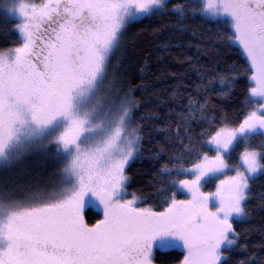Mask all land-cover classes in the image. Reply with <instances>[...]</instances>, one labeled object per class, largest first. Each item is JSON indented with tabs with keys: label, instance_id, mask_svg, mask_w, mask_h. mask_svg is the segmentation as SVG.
<instances>
[{
	"label": "snow or ice",
	"instance_id": "6c2138e0",
	"mask_svg": "<svg viewBox=\"0 0 264 264\" xmlns=\"http://www.w3.org/2000/svg\"><path fill=\"white\" fill-rule=\"evenodd\" d=\"M16 9L22 39L0 49V158L19 159L24 140L47 131L60 167L48 187L0 183V264H251L232 254L247 235L235 224L247 222L250 182L264 174V141L251 140L264 137V0L171 8L166 0H19ZM166 12L180 31L186 19H215L216 62L234 52L244 67L233 61L214 79L231 88L246 78V94L238 122L217 121L205 97H187V115L167 124L153 153L182 161L162 165L161 176L185 178L165 181L149 204L147 195L128 191L130 163L150 151L143 147L148 126L137 123L138 102L109 80V68L134 22ZM102 92H114L118 102L106 103ZM237 149L236 163H228ZM210 181L214 190H202ZM259 197L264 207V193ZM89 205L102 209L92 223Z\"/></svg>",
	"mask_w": 264,
	"mask_h": 264
},
{
	"label": "trees",
	"instance_id": "16d2710c",
	"mask_svg": "<svg viewBox=\"0 0 264 264\" xmlns=\"http://www.w3.org/2000/svg\"><path fill=\"white\" fill-rule=\"evenodd\" d=\"M196 0H167L168 8L175 4L192 3ZM215 19L207 22L198 18H190L184 21L186 30H177V19L171 12L134 22L128 28L121 39L119 49L112 57L109 68V80L115 79L116 88H122L138 102V111L134 118L140 125H147L144 129L145 143L143 147L150 151H143L139 158L130 163L128 174L131 182L129 192H135L137 196L147 195L149 204H156L157 199L153 194L161 187H166L165 181L172 179H184L183 176H161L158 169L162 165L172 167L173 164L182 161H169L166 158L155 159L153 153L158 150L164 141L162 130L168 123L175 127L177 117L187 115L185 109L188 105L187 97L195 100L201 97L207 99L209 115L217 121L226 117L230 122H238L242 104L245 101L246 78H240L231 88L214 79V74L226 75L227 67L233 61L244 65L237 60L235 53L219 57L221 63H217V52L212 44V36L215 33ZM14 20H11L0 11V49L14 46L18 43L17 33L13 29ZM182 44L183 47L177 46ZM167 45V47H166ZM192 58L189 63L187 58ZM227 61V64L223 61ZM203 69V71H197ZM203 78V79H202ZM199 86V88H198ZM121 92V95L123 94ZM106 103H117L119 97L114 92H102ZM201 103L203 101L201 100ZM144 117V119H141ZM207 127V125H204ZM193 134L199 132L196 124L192 125ZM150 133V135H149ZM253 144L264 141V137L254 136ZM237 149L232 153L228 163L235 164ZM166 155H171L166 154ZM23 165L17 168L8 163L0 165V183L8 181L9 186L17 188V185L29 183L37 185L44 180L55 184L60 166L56 153V160L50 162L39 157L31 156ZM190 166L192 156L185 157ZM50 164V165H46ZM27 181V182H26ZM251 183L252 198L247 203L249 216L247 222L236 223L238 232L247 235L240 239L239 244L243 248L233 252L234 260H250L251 264L264 262V207H261L260 193H264V174H257V178ZM215 181H210L203 189L214 190ZM41 187V186H40ZM172 191H175L173 188ZM167 193H159L162 198ZM185 194L177 193V198H184ZM131 198V197H128ZM101 217L100 213L89 207L87 218L90 223ZM174 255L182 259V249H176ZM168 254L158 253V258H167ZM229 264H232L230 261Z\"/></svg>",
	"mask_w": 264,
	"mask_h": 264
},
{
	"label": "rangeland",
	"instance_id": "374dc122",
	"mask_svg": "<svg viewBox=\"0 0 264 264\" xmlns=\"http://www.w3.org/2000/svg\"><path fill=\"white\" fill-rule=\"evenodd\" d=\"M18 2L19 0H0V11H2L3 14L7 16L8 18H10L11 20H14L13 29L17 33V40L20 41L22 39V36L20 32L18 31V29L16 28V25L20 23V19H21L16 9V5ZM16 45L17 44L11 47H15ZM102 96L106 97V95H102ZM50 138L51 137L47 131L45 132L38 131L32 134L30 137L24 140V145L26 146V150L21 152L19 159L13 158L12 160L5 162L3 161L2 158H0V165L3 164L4 162V163H8L12 167L17 168L18 164L23 165V163L28 161V159L32 158L31 156H36V155H39V157H42L43 159H45L46 162H50L51 158L54 156L55 157L53 159L56 160V153L58 152V147L55 143H49ZM46 165L48 166L50 164L46 163ZM26 184H29V183H25L22 185H26ZM22 185H17V187L22 186ZM37 185L41 187H48L49 185H52V182L44 180L42 182H39ZM187 198L188 197L185 195L184 198H178V199H187ZM89 207L97 210L102 216L101 208H99L98 206H94V205H89Z\"/></svg>",
	"mask_w": 264,
	"mask_h": 264
}]
</instances>
